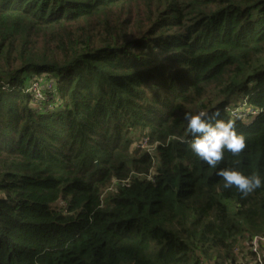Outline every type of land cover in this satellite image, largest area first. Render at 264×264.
<instances>
[{"label": "trees", "instance_id": "16d2710c", "mask_svg": "<svg viewBox=\"0 0 264 264\" xmlns=\"http://www.w3.org/2000/svg\"><path fill=\"white\" fill-rule=\"evenodd\" d=\"M198 110L242 153L195 156ZM225 167L264 175V0H0V264L234 263L264 186Z\"/></svg>", "mask_w": 264, "mask_h": 264}, {"label": "clouds", "instance_id": "9594fccd", "mask_svg": "<svg viewBox=\"0 0 264 264\" xmlns=\"http://www.w3.org/2000/svg\"><path fill=\"white\" fill-rule=\"evenodd\" d=\"M219 110L211 114L204 110L185 112L183 119L190 140V151L211 168H217L223 159L225 151L232 155H239L246 147L245 137L238 133L234 120L219 118ZM222 178L224 189L235 187L242 195L246 196L264 186V175L253 172L244 174L235 168H220L215 173Z\"/></svg>", "mask_w": 264, "mask_h": 264}, {"label": "built area", "instance_id": "2783aa9c", "mask_svg": "<svg viewBox=\"0 0 264 264\" xmlns=\"http://www.w3.org/2000/svg\"><path fill=\"white\" fill-rule=\"evenodd\" d=\"M38 82L32 81L30 83V86L27 88V92L33 94L40 93ZM35 96V95H33ZM41 96V93H40ZM38 96V97H40ZM230 114L238 117H242L244 119H247V117L251 115L257 114L256 111L253 110H245V107L234 109L230 112ZM243 248H235L234 254L236 255V261L231 264H263V256H262V247L264 246V235L262 236H252V237H244L243 240ZM200 264H206L202 259L200 261ZM211 264H217V263H211ZM230 264V263H228Z\"/></svg>", "mask_w": 264, "mask_h": 264}, {"label": "rangeland", "instance_id": "374dc122", "mask_svg": "<svg viewBox=\"0 0 264 264\" xmlns=\"http://www.w3.org/2000/svg\"><path fill=\"white\" fill-rule=\"evenodd\" d=\"M30 74H31V73H30ZM33 74H34V73H33ZM42 76H44V75L41 74L38 78L41 79ZM26 77H27V78L29 77L28 74H27ZM34 78H37V75H35ZM31 83H32V81H31ZM28 87H29V86H28ZM28 87H27V88H28ZM47 88L50 89V90H52L51 86H48V85H47ZM33 95H35L34 98L32 99V101H33L32 104H33L34 106H39V103H40V102H38V101L35 100V99H39L40 101H41V99H43L42 101H44V102H45L46 100L49 99V97H47L46 94H45V96H44L43 98L40 96V93L37 94V95L40 96V97L36 96V94H33ZM55 101H57L56 97H55ZM44 102H43V103H44ZM44 105H45V104H44ZM47 106H49V105H47ZM45 108H46V106H44V109H45ZM254 119H255V117H251V118L249 119V122H250V121H253ZM137 144H138V143L133 144L132 147H136ZM141 145L144 146V145H145V141H142Z\"/></svg>", "mask_w": 264, "mask_h": 264}]
</instances>
